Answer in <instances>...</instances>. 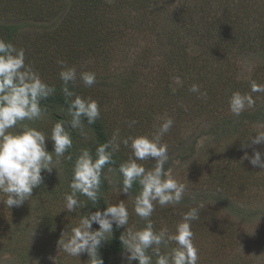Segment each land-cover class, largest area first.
<instances>
[{"label": "rangeland", "instance_id": "374dc122", "mask_svg": "<svg viewBox=\"0 0 264 264\" xmlns=\"http://www.w3.org/2000/svg\"><path fill=\"white\" fill-rule=\"evenodd\" d=\"M89 1L0 0V39H5L4 25H18L12 44L55 89L62 87L57 60L74 66V91L97 102V120L109 140L117 130L120 138L152 134L162 117H171L173 125L162 138L168 146L165 167L186 191L179 204H155L154 229L172 231L183 213L203 205L199 219L191 222L198 264H264V169L244 158L253 149L264 154V145L249 147L245 141L264 130V93L251 92L252 82L264 86V0H101L98 8ZM84 71L94 72L97 83L85 86L79 79ZM193 84L206 97L192 93ZM235 91L255 101L242 113L261 109L260 119L240 122L231 113L229 97ZM66 111L48 105L42 118L24 123L50 136L57 116ZM82 123L84 134L71 131L72 148L56 169L42 172L43 183L28 201L8 208L0 193V264H89L86 253L69 256L58 240L71 235L82 215L119 200L129 212L125 230L143 227L133 203L138 185L127 196L118 194L112 181L120 174L113 165L102 170L103 207L79 195L84 207L64 209L75 157L98 143ZM46 150L53 151L50 139ZM69 154L72 159H65ZM115 154L122 163L132 152L121 143ZM138 163L151 169L156 161ZM118 229L124 235V228ZM173 247L169 242L161 251ZM127 255L122 247L113 262L128 264Z\"/></svg>", "mask_w": 264, "mask_h": 264}, {"label": "clouds", "instance_id": "9594fccd", "mask_svg": "<svg viewBox=\"0 0 264 264\" xmlns=\"http://www.w3.org/2000/svg\"><path fill=\"white\" fill-rule=\"evenodd\" d=\"M61 71L62 92L64 94L67 111L63 119H56L50 136L24 123L42 118L46 107H41V101L52 96L56 89L40 78L31 65L25 63V52L18 49L11 42L0 39V193L6 196L3 203L8 208L19 207L33 195V189L39 187L44 180L42 172L51 173L56 169V163L63 157L73 142L71 131L80 129L83 135L82 118L88 124H94L100 117L99 106L91 98H83L74 91L77 81V70L68 66L66 61L57 60ZM79 79L85 86L97 83L96 75L91 71L81 72ZM192 93L206 97L200 86L193 84ZM251 92L264 93V86L252 82ZM255 101L249 94L239 91L232 92L229 97V108L234 116L254 106ZM135 121L129 124L131 127ZM173 125L171 117L161 118L158 129L152 134H139L134 137L120 138L119 130L113 133L111 139L96 147L95 159L87 148H82L75 157L72 165V175L69 182L70 193H65L64 209L76 212L85 206L78 199L83 195L95 206L101 187L102 170L105 165L114 163L113 154L119 151L120 144L130 147L132 155L128 160L120 163L118 172L120 179L112 181L118 187L119 193L126 196L138 185V192L134 198L135 214L144 221L143 227L136 229L125 226L129 223V212L123 200L108 204L102 211L96 210L82 215L77 225L71 227V235L59 239V246L72 257H79L86 253L89 264H103L99 255L102 244L113 236V226L123 227L124 235L119 236L123 249L127 252L128 264L133 260L138 264H198V249L193 243L194 233L191 222L199 219L203 207H192L182 214L181 220L172 231L162 228L154 229L150 217L155 211V204L161 207L179 204L186 191V185L174 179L166 169L169 163L168 146L162 142L163 136ZM250 134L245 141L249 145H264V130ZM46 139L53 142V151L46 150ZM242 146H245L242 144ZM53 154L56 160L53 159ZM260 151L253 149L251 156L245 152L254 167L264 169V159ZM155 160L151 169L138 161ZM65 159H72L69 154ZM110 172L115 171L112 168ZM195 197H193L194 199ZM98 224L97 229L92 224ZM33 234V230H32ZM169 242L175 247L162 252ZM151 250L152 255H149Z\"/></svg>", "mask_w": 264, "mask_h": 264}, {"label": "trees", "instance_id": "16d2710c", "mask_svg": "<svg viewBox=\"0 0 264 264\" xmlns=\"http://www.w3.org/2000/svg\"><path fill=\"white\" fill-rule=\"evenodd\" d=\"M73 1H76V0H73ZM100 1L101 0H90L89 2L92 3L94 8H98ZM142 1H144V0H142ZM61 2L64 3V1H61ZM62 6H63V4L60 7H62ZM144 8H147V7H144ZM18 28L19 27L16 24L4 25V27H3V29L5 30V32H4L5 39L4 40L12 43L13 37H14L16 30ZM234 28H235V26H234ZM222 34H223V32H222ZM229 37H230V35H229ZM262 41L264 42V38L262 40H260V42H262ZM263 48H264V46H263ZM220 78H221V76H220ZM54 104H58V105L62 106L65 110H67V103H66L64 94L62 92V87L61 88L57 87L55 93L52 96L48 97L46 100L41 101V107H46V109H47L48 105H54ZM262 114H263V111L261 109H258L256 112H254V111L252 112L251 110H249V111L244 112L240 115V118H241L240 122L242 120L246 121V119L248 121H252V120L256 121V120L261 118ZM57 118L63 119L64 116H61V117L57 116ZM65 118L68 119L66 116H65ZM82 121L84 123L88 124L86 119L82 118ZM88 125L95 132L97 139H98V143L91 148L92 156L95 159L96 147L99 144H102L104 142L109 141V138L107 136V132H106V129L104 128L103 124L101 122H99L98 120H96V122L94 124H88ZM113 161H114V163H112L110 165H113L114 167H116L118 169L121 161L119 160V158L117 157V154H115V153L113 154ZM102 181H103V178L101 177V183H102ZM135 185L136 184H134L133 188H135ZM101 187H103V185H101ZM96 204H100L102 207L104 205L102 198H101V195H100V192L98 194V201ZM120 235H122L120 230L113 226L112 238L110 240L104 242L99 249V255L103 259V264H115L113 262V258H112L113 256L112 255H116L119 251L122 250V247H123V245L121 244V242L119 240Z\"/></svg>", "mask_w": 264, "mask_h": 264}]
</instances>
